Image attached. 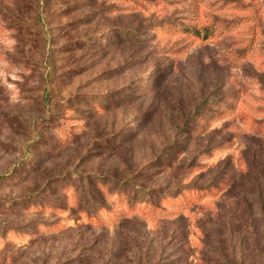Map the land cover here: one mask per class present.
Instances as JSON below:
<instances>
[{
    "label": "rangeland",
    "instance_id": "1",
    "mask_svg": "<svg viewBox=\"0 0 264 264\" xmlns=\"http://www.w3.org/2000/svg\"><path fill=\"white\" fill-rule=\"evenodd\" d=\"M260 121L264 0H0V264H264Z\"/></svg>",
    "mask_w": 264,
    "mask_h": 264
},
{
    "label": "trees",
    "instance_id": "2",
    "mask_svg": "<svg viewBox=\"0 0 264 264\" xmlns=\"http://www.w3.org/2000/svg\"><path fill=\"white\" fill-rule=\"evenodd\" d=\"M165 22H166V24H163V26H161L158 29H162L163 27H165L167 25L168 21L165 20ZM203 31H206L205 28L203 29ZM193 34L195 36H198L199 30L193 31ZM206 34L207 33L205 32L204 36H206ZM47 97H48L47 92H45V95H44L45 100ZM263 123H264V121L259 122V124H263ZM261 129H262L261 131H264V127ZM27 155H29L28 152H27ZM4 175H6V173L1 174L0 179L3 178ZM117 181L124 184V183H126L127 180L126 179H118ZM189 189L195 190V191L200 190V188L181 187V188L174 189L172 191H167V190H160L157 187H145L141 184L131 183L129 190H128L129 194L127 192L122 191V192L117 193V195L121 196L123 198L125 196H127L129 198L130 203L127 205V207L131 211L135 210L138 206H144V208L145 207L150 208L154 211H159L160 213H163L164 210H162L160 207L166 205L167 203H170L173 201V203L178 204V202L184 203V202L188 201L187 198L190 197L191 193L187 192V194H181V192L189 190ZM207 189L205 188V190H207ZM25 198H28V197L17 198L18 201H21V203H24V204H22V206L27 203V202H24ZM181 201H184V202H181ZM8 202L11 204L12 200H8ZM99 209H103V207L99 206L95 210V212L99 211ZM170 213L171 212L168 210V211L164 212L163 215L168 216Z\"/></svg>",
    "mask_w": 264,
    "mask_h": 264
}]
</instances>
